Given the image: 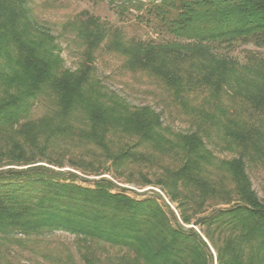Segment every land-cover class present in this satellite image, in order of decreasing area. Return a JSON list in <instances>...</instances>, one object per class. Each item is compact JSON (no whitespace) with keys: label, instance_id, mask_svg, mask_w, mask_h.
Segmentation results:
<instances>
[{"label":"trees","instance_id":"obj_1","mask_svg":"<svg viewBox=\"0 0 264 264\" xmlns=\"http://www.w3.org/2000/svg\"><path fill=\"white\" fill-rule=\"evenodd\" d=\"M109 1L119 2L124 9L127 5L142 8L147 0ZM149 1H154L153 12L158 19V26L178 39L203 42L218 37H232V40L248 38L264 44V0ZM80 26L81 36L90 45V50L80 68L71 72L54 51L56 46H51L53 36L40 30L41 27L31 17L29 0H0V55L2 58L7 57V60L0 58V82L3 85L0 96V137L6 136L2 151L11 154L12 148H20L23 154L19 155L18 161L9 159L6 165L28 166L0 169V243H4L5 248L10 244L22 247L48 231L63 230L74 234L79 248H84L83 257L87 254L93 256L90 255L94 250L92 244L96 246V240L99 239L117 247L133 248L136 254L153 264H214L213 251L217 264H264V201L251 189L245 162L241 159L243 153L249 151L255 158L263 157L261 161L264 164V145L252 139L254 134L250 130L255 122L246 129L244 124L237 125L230 121L223 128V134L229 133L234 144L229 146L239 149L240 158L223 161L236 174V184L225 195L222 191L214 190L213 198L221 197L220 200L228 203L235 199L236 205L216 208L211 214L198 218L195 224L202 225V234L194 228L181 226L171 209L169 219L155 200L135 201L125 194L114 193L108 186L114 183L107 178L95 179L96 186L92 188L78 184L77 179L90 180L76 173L63 172L42 164L34 165L48 159L51 152L61 151L63 148L57 146L60 143L63 145L69 136H77L82 140L89 134L95 143L100 144L97 139L103 137L105 126L110 122L116 128L128 130L132 135L144 139L154 138L162 127L160 116L150 108L132 111L129 105L121 102L120 109L113 108L111 116H104L101 111L94 109L95 106H85L91 98L101 99L104 96L100 92L101 88L95 92L96 70L92 63L89 64L94 50L105 35L113 34L122 40L123 33L119 29L103 26L91 16L81 21ZM40 39L46 42L42 47ZM136 43L145 51L134 57L131 63L144 68L150 65V62L142 61L150 60L149 50L176 45L178 42ZM192 48L198 50L197 45L192 44H186L182 50L189 51ZM183 55L184 58L188 57V52ZM184 60L171 62L178 65ZM256 64L264 66L263 61ZM155 71L163 74V82L172 89L174 98L181 104L185 99L183 93H178L183 89L193 85L208 88L210 85L209 76L202 75L199 70H192L182 77L168 66L157 67ZM216 84L215 89L220 90L218 80ZM187 92L184 91V94ZM218 93H206L209 95L206 102L210 103L215 98L219 100L221 96ZM43 94L50 95L57 106V111L47 120L49 129L39 132L31 143L12 141L15 124L20 123L18 121L32 101ZM116 101L119 102V99ZM251 105V109L255 110L259 106V99ZM81 106L83 112H89L85 114L90 117L91 132L79 129L73 123L76 111L82 109ZM114 111L119 114L114 116ZM200 112L208 118L207 113ZM258 114L260 116V112ZM133 123V130L128 129ZM30 127L21 124L18 133L23 134ZM61 137L64 139L61 140ZM182 139L186 141L183 148L186 159L184 165L171 174L172 181L178 180L188 188L183 191L187 193L183 195L184 199L202 201L207 196V186L210 184L202 174L199 163L208 158V150L199 131L187 134ZM28 144L35 146V154H26ZM195 148H200L202 154L193 155ZM130 150L127 148L117 155H108V158L113 165L123 166L131 159ZM37 153L40 154L39 158H36ZM65 174L73 177L72 180H64ZM177 194L181 196V190L173 192L172 197L177 198ZM182 206L183 203L179 207ZM182 217L184 223L190 221L185 211ZM7 259V263L17 264L9 257ZM89 260H85V264H92ZM57 262L65 264L60 260ZM70 263L74 264L72 259Z\"/></svg>","mask_w":264,"mask_h":264},{"label":"rangeland","instance_id":"obj_2","mask_svg":"<svg viewBox=\"0 0 264 264\" xmlns=\"http://www.w3.org/2000/svg\"><path fill=\"white\" fill-rule=\"evenodd\" d=\"M118 3L109 0H29L31 17L41 27L40 30L53 36L51 46H56L54 51L60 55L64 66L71 72L80 68L87 51L90 50V45L80 33L81 21L91 16L107 28L122 31V40L113 34L105 35L99 47L94 50L89 64L92 63L96 70L95 92L101 88L100 92L104 96L101 99L91 98L85 106H95L94 109L101 111L104 116H111L112 110L120 109L121 102L129 105L132 111L150 108L162 121L159 134L152 139H144L139 135H132L128 130L116 128L110 122L105 126L103 137L97 139L100 144L95 143L89 134L82 140L77 136H69L63 145L60 143L57 146L63 148L61 151L51 152L48 159L34 165L42 164L63 172L76 173L90 180L76 178L78 184L92 188L96 186L95 179L107 178L114 183L108 185L114 193L125 194L135 201L155 200L169 219L171 209L181 226L194 228L202 234V225L195 224L198 218L211 214L216 208L236 205L235 199L228 203L220 200L221 197L213 198L214 190L222 191L225 195L227 191L233 190L236 184V174L231 172L223 161L240 158L239 149L229 146L234 144L229 133L223 134V128L230 121L237 125L244 124L246 129L250 128L249 124L255 122V126L250 128L254 134L252 139L264 145V66L256 64L264 62V44H258L248 38L232 40V37H218L203 42L178 39L158 26V19L153 12L154 1L147 0L142 8L127 5L128 7L123 9ZM138 41L155 44L178 43L149 50L150 60L142 61L150 62V65L142 68L131 63L134 57L142 55L145 51L136 43ZM45 43L40 39L41 47ZM186 44L197 45L198 50H182ZM184 52H188V57L184 58ZM0 58L7 60V57L2 58L1 55ZM182 59H185L184 62L178 65L171 62ZM160 66H168L180 77L192 70H199L202 75L209 76L210 85L208 88L193 85L188 87L189 89H183L178 93H183L185 99L181 104L174 98L172 89L163 82V74L155 71ZM178 67H181V70ZM217 80L220 90L215 89ZM2 88L0 82V96ZM184 91L188 92L184 94ZM214 91L219 92V100L215 98L210 103L206 102L205 99ZM258 99L259 106L257 105L255 110L260 112V116L257 111L251 109L252 102ZM80 108L82 109L76 111L73 123L79 129L91 132L90 117L85 114L89 112H83V106ZM200 110L207 113L208 118L201 114ZM56 111L57 106L50 95L37 97L18 121L20 123L15 124L12 141L33 142L39 132L49 129L47 120ZM118 114L114 111V116ZM21 124L31 127L19 134ZM134 126L135 123L128 129L133 130ZM196 131L201 132L208 150V158L199 164L210 185L207 186L205 199L188 201L183 197L187 195L188 188L178 180L172 181L171 174L185 163L183 148L186 141L182 138ZM3 137H0V169L28 167L6 165L9 159L18 161L17 158L23 151L10 147L11 154L3 152L6 136ZM28 145L26 154H35V146ZM127 148L131 149V159L123 166L113 165L108 155H117ZM193 151V155L202 154L200 148ZM39 157L40 154L37 153L36 158ZM262 158H255L249 151L244 152L241 157L245 162L251 189L264 201ZM72 178L69 174L63 177L68 181ZM177 190H181L182 195L177 194L174 199L172 193ZM184 190L186 191L183 192ZM181 203L182 208L179 207ZM184 211L189 216L188 223H184ZM35 239L29 240L22 247L10 244L5 248L4 243H0V263L9 264V257L17 264H59L57 261L65 263L67 258H71L74 264H85L88 258L92 264H153L136 254L133 248L117 247L99 239L96 240V246L92 244L94 250L90 255L93 256L87 254L83 257L84 248H79L74 234L63 230L48 231ZM213 253L214 264H217L215 251ZM71 259L65 264H71Z\"/></svg>","mask_w":264,"mask_h":264}]
</instances>
